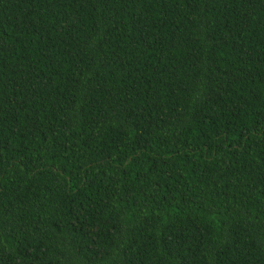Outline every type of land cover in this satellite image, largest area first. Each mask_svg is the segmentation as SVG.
Here are the masks:
<instances>
[{
	"label": "trees",
	"instance_id": "obj_1",
	"mask_svg": "<svg viewBox=\"0 0 264 264\" xmlns=\"http://www.w3.org/2000/svg\"><path fill=\"white\" fill-rule=\"evenodd\" d=\"M0 264H264V0H0Z\"/></svg>",
	"mask_w": 264,
	"mask_h": 264
}]
</instances>
